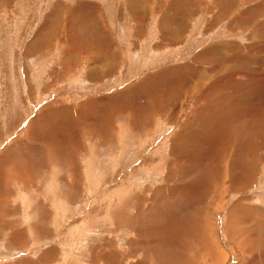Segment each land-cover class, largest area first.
Masks as SVG:
<instances>
[{
    "label": "rangeland",
    "instance_id": "1",
    "mask_svg": "<svg viewBox=\"0 0 264 264\" xmlns=\"http://www.w3.org/2000/svg\"><path fill=\"white\" fill-rule=\"evenodd\" d=\"M263 69L264 0H0V264H264Z\"/></svg>",
    "mask_w": 264,
    "mask_h": 264
},
{
    "label": "bare ground",
    "instance_id": "2",
    "mask_svg": "<svg viewBox=\"0 0 264 264\" xmlns=\"http://www.w3.org/2000/svg\"><path fill=\"white\" fill-rule=\"evenodd\" d=\"M260 53H261V52H260ZM206 57H207V56H206ZM257 63H258V62H257ZM261 70H262V69H261ZM263 70H264V69H263ZM235 78H236V77H235ZM235 78H234V79H235ZM226 79L229 80V78H226ZM230 80H231V78H230ZM234 81H235V80H234ZM234 81H233V82H234ZM218 84H219V82H218ZM219 86H220V85H219ZM241 89H243V88H241ZM213 90H214V89H211L210 91L212 92ZM218 90H219V89H218ZM208 92H209V91H208ZM209 93H210V92H209ZM209 93H208V94H209ZM205 94H206V92H205ZM225 94H226V93H225ZM215 95H216V94H215ZM227 96H228V95H227ZM203 97H204V96H203ZM210 97H211V94H210ZM204 98H205V97H204ZM212 98H213V97H212ZM207 99H208V98H207ZM211 100H212V99H211ZM204 101H205V100H204ZM200 103H201V101H200ZM235 105H236V103H235ZM240 105H241V103H240ZM240 105H239V106H240ZM239 106H238V107H239ZM244 106H245V105H244ZM233 107H234V106H233ZM225 108H226V107H225ZM229 108H230V107H229ZM255 109H256V108H255ZM257 109H258V108H257ZM233 110H234V109H233ZM200 112H201V111H200ZM224 112H226V111L224 110ZM231 112H232V111H231ZM263 112H264V111H263ZM201 113H202V112H201ZM221 113H222V112H221ZM226 113H227V112H226ZM232 113L234 114V112H232ZM239 113H240V112H239ZM255 113H257V112H255ZM255 113H254V114H255ZM216 114H217V113H216ZM254 114H253V115H254ZM54 115H55V114H54ZM205 115H206V114H205ZM220 115H221V114H220ZM224 115H225V114H224ZM226 115H227V114H226ZM255 115H256V114H255ZM229 116H230V115H229ZM237 116H238V115H237ZM234 117H235V116H234ZM239 117H240V116H239ZM247 117H248V115H247ZM249 117H250V116H249ZM223 118H224V116H223ZM228 118H229V117H228ZM228 118H227V119H228ZM236 118H237V117H236ZM225 120H226V119H225ZM243 120H245V119H243ZM236 121H237V120H236ZM226 122H227V121H226ZM226 122H225V123H226ZM231 122H232V121H231ZM65 123H66V122H65ZM223 123H224V122H223ZM233 123H234V122H233ZM235 123L237 124V122H235ZM226 125H227V124H226ZM231 126H232V125H231ZM223 127H224V126H223ZM234 127H235V126H234ZM219 128H220V127H219ZM206 136H207V135H206ZM208 136H209V134H208ZM213 137H214V136H213ZM194 140H195V139H194ZM203 140H204V139H203ZM207 140H208V139H207ZM217 141H218V140H217ZM229 142H230V141H229ZM207 143H208V142H207ZM179 145H180V144H179ZM228 145H229V144H228ZM231 145H232V144H231ZM209 146H210V145H209ZM246 146H247V145H246ZM247 148H248V147H247ZM241 149H244V148H243V145H242V148H241ZM241 149H240V150H241ZM248 149H249V148H248ZM215 150H216V149H215ZM215 150H214V151H215ZM244 151H245V150H244ZM238 152H239V150H238ZM242 153H243V152H242ZM209 155H210V154H209ZM185 159H187V158H185ZM194 159H195V160H194L193 162H190V163H193V164H194V163H195V164L198 163L199 161H197V159H199V155H195V156H194ZM179 161H180V160H179ZM187 163L189 164V161H188ZM178 165H179V164H178ZM186 165H187V164H186ZM199 165L201 166V164H199ZM198 168H199V167H198ZM236 174H237V172H236ZM119 193H120V192H119ZM120 195H121V194H120ZM120 195H118V194L116 195V193H115V196H120ZM20 202H21V201H20Z\"/></svg>",
    "mask_w": 264,
    "mask_h": 264
}]
</instances>
